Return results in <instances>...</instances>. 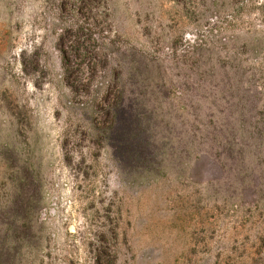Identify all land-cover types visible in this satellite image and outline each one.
Returning a JSON list of instances; mask_svg holds the SVG:
<instances>
[{
	"label": "rangeland",
	"instance_id": "rangeland-1",
	"mask_svg": "<svg viewBox=\"0 0 264 264\" xmlns=\"http://www.w3.org/2000/svg\"><path fill=\"white\" fill-rule=\"evenodd\" d=\"M0 264H264V0H0Z\"/></svg>",
	"mask_w": 264,
	"mask_h": 264
},
{
	"label": "trees",
	"instance_id": "trees-1",
	"mask_svg": "<svg viewBox=\"0 0 264 264\" xmlns=\"http://www.w3.org/2000/svg\"><path fill=\"white\" fill-rule=\"evenodd\" d=\"M122 98L123 95H119L111 107L113 123L109 128L107 140L114 147L117 166L126 174L131 170L146 168L143 167V163L153 159L159 153L160 146L151 141L150 135L143 128L145 126L150 128L147 121L149 113L142 108L143 106L135 108L133 99L122 101ZM118 118L124 124H118V121L116 123ZM191 168H193L192 163Z\"/></svg>",
	"mask_w": 264,
	"mask_h": 264
}]
</instances>
